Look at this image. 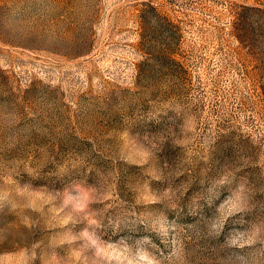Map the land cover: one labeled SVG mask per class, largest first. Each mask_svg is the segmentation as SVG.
I'll use <instances>...</instances> for the list:
<instances>
[{
    "label": "rangeland",
    "instance_id": "1",
    "mask_svg": "<svg viewBox=\"0 0 264 264\" xmlns=\"http://www.w3.org/2000/svg\"><path fill=\"white\" fill-rule=\"evenodd\" d=\"M0 191V264H264V0H0Z\"/></svg>",
    "mask_w": 264,
    "mask_h": 264
},
{
    "label": "clouds",
    "instance_id": "2",
    "mask_svg": "<svg viewBox=\"0 0 264 264\" xmlns=\"http://www.w3.org/2000/svg\"><path fill=\"white\" fill-rule=\"evenodd\" d=\"M74 187L76 189L77 195L75 196L69 195L65 199L64 203L65 204L72 203L74 210L80 212L85 210L91 204L92 202L91 194L93 189L81 184H76ZM20 191L22 192L23 190ZM6 199H7V194L3 191H0V207H2L5 204Z\"/></svg>",
    "mask_w": 264,
    "mask_h": 264
},
{
    "label": "trees",
    "instance_id": "3",
    "mask_svg": "<svg viewBox=\"0 0 264 264\" xmlns=\"http://www.w3.org/2000/svg\"><path fill=\"white\" fill-rule=\"evenodd\" d=\"M171 59V58H170Z\"/></svg>",
    "mask_w": 264,
    "mask_h": 264
}]
</instances>
